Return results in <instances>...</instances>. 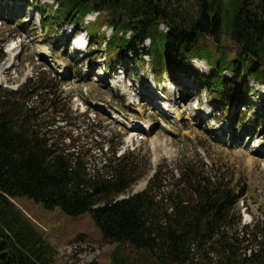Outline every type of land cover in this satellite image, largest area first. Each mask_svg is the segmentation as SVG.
I'll use <instances>...</instances> for the list:
<instances>
[{"label":"trees","instance_id":"trees-1","mask_svg":"<svg viewBox=\"0 0 264 264\" xmlns=\"http://www.w3.org/2000/svg\"><path fill=\"white\" fill-rule=\"evenodd\" d=\"M52 1L53 11L39 14L41 29L50 17L53 25L81 27L87 15L98 13L105 18L102 28L110 29L102 37L114 53L109 63L124 56L146 65L156 80L192 77L225 109L239 102L244 78L264 84V0ZM222 35L236 47L233 56L226 50L205 55L201 40L220 46ZM138 49L148 62L133 55ZM193 60L205 62L211 75L193 70ZM62 96L50 77L27 79L16 91L0 87V264L52 261L51 246L13 203L22 197L69 217L88 212L102 242L116 244L111 264H264V234L241 223V197L231 181L187 167L167 184L157 166L144 190L128 194L145 175L136 166V150L102 143L99 122L72 112L70 104L63 108ZM27 99L36 101L29 105Z\"/></svg>","mask_w":264,"mask_h":264},{"label":"rangeland","instance_id":"rangeland-1","mask_svg":"<svg viewBox=\"0 0 264 264\" xmlns=\"http://www.w3.org/2000/svg\"><path fill=\"white\" fill-rule=\"evenodd\" d=\"M17 3L27 7L17 9ZM51 4V0H0V87L16 91L27 79L50 77L63 92V108L70 104L72 112H86L99 122L106 136L102 143L121 150L135 148L136 166L145 175L128 194L142 191L150 168L157 166L167 176V184L187 167L205 176L219 174L241 197L236 207L241 223L264 234V154L257 152L264 151V84L244 78L239 102L229 109L212 100L192 77L175 73L176 81L162 77V83L153 87L146 66L142 69L124 56L108 62L114 53L102 44L110 34L105 25L102 28L104 16L94 22V15L87 16L82 28L71 34L65 24H50L51 17L41 29L39 14L47 15V7L53 11ZM82 30L100 37L87 35L91 42L86 51L76 50V41L72 43ZM219 43L209 38L200 42L205 55L215 57L216 50H226L231 57L236 52L227 36L222 35ZM133 55L147 59L140 49ZM190 66L206 77L212 73L204 62L192 61ZM35 101L27 99V104ZM165 104L170 108L166 110ZM57 126L62 128L60 134H66L64 122ZM13 203L51 246L50 264H111L116 244L102 242L88 212L69 217L59 208L46 209L26 197Z\"/></svg>","mask_w":264,"mask_h":264},{"label":"bare ground","instance_id":"bare-ground-1","mask_svg":"<svg viewBox=\"0 0 264 264\" xmlns=\"http://www.w3.org/2000/svg\"><path fill=\"white\" fill-rule=\"evenodd\" d=\"M73 43V42H72ZM76 46H77V48H76V50H78V51H80L81 50V46H82V42L81 41H76ZM68 47L70 48V45H68ZM195 62H197V63H202V62H200V61H195ZM125 67V66H124ZM170 108V106H169V104H165V109L167 110V109H169ZM147 125V124H146ZM136 129H137V127H135Z\"/></svg>","mask_w":264,"mask_h":264}]
</instances>
